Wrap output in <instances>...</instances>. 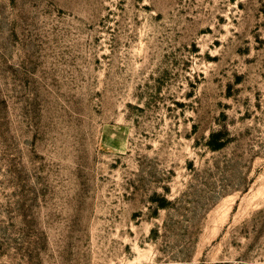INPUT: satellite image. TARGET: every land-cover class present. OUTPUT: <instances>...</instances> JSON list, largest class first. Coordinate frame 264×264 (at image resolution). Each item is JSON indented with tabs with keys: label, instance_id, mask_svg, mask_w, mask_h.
Masks as SVG:
<instances>
[{
	"label": "rangeland",
	"instance_id": "374dc122",
	"mask_svg": "<svg viewBox=\"0 0 264 264\" xmlns=\"http://www.w3.org/2000/svg\"><path fill=\"white\" fill-rule=\"evenodd\" d=\"M0 264H264V0H0Z\"/></svg>",
	"mask_w": 264,
	"mask_h": 264
}]
</instances>
